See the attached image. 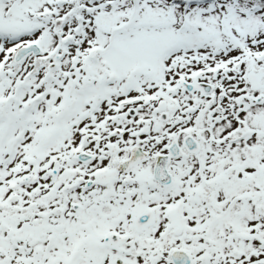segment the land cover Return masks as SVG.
<instances>
[{
	"label": "snow or ice",
	"instance_id": "1",
	"mask_svg": "<svg viewBox=\"0 0 264 264\" xmlns=\"http://www.w3.org/2000/svg\"><path fill=\"white\" fill-rule=\"evenodd\" d=\"M0 264H264V0H0Z\"/></svg>",
	"mask_w": 264,
	"mask_h": 264
}]
</instances>
